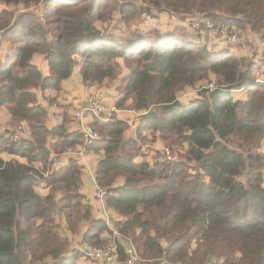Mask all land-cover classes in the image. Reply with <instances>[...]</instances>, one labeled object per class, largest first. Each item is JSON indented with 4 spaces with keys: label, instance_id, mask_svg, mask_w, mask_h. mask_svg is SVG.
<instances>
[{
    "label": "trees",
    "instance_id": "obj_1",
    "mask_svg": "<svg viewBox=\"0 0 264 264\" xmlns=\"http://www.w3.org/2000/svg\"><path fill=\"white\" fill-rule=\"evenodd\" d=\"M0 4L23 7L0 12V36L14 47L0 65V109L16 122H27L31 132L20 142L12 139L14 133L0 138V264H79L82 253L71 251L58 220L64 217L72 233L91 220L80 193L81 170L74 162L53 173L50 168L52 153L59 156L84 137L67 132L68 120L48 130V114L36 91H61L76 68L85 85H103L117 79L120 61L130 74L118 89L117 109L132 101V109L143 113L137 138L125 140L126 124L112 115L107 124H93L101 140L90 148L104 151L96 179L108 191L106 205L124 218L118 233L138 249L140 264H162L164 258L176 264H264V156L258 152L264 141V82L258 77L264 50L258 65L231 52L215 55L209 46L189 41L188 28L166 34L153 29L131 41L97 28L115 13L129 30L156 14L200 12L217 26L257 34L263 47L264 0ZM35 54L45 56L48 77L32 64ZM201 82L206 84L198 89L199 98L182 106L179 94ZM236 91H246L247 99L236 100ZM145 130L167 146L187 144L188 149L174 164L157 162L153 169L135 164ZM50 139L55 142L49 146ZM3 154L27 164L5 162ZM118 178L124 185L112 189ZM41 183L51 187L45 198L37 190ZM106 232L111 233L105 223L93 222L84 240L104 246ZM116 244L124 264V249Z\"/></svg>",
    "mask_w": 264,
    "mask_h": 264
},
{
    "label": "crops",
    "instance_id": "obj_2",
    "mask_svg": "<svg viewBox=\"0 0 264 264\" xmlns=\"http://www.w3.org/2000/svg\"><path fill=\"white\" fill-rule=\"evenodd\" d=\"M4 10H19L20 12H22L23 7L20 6L18 8L15 6H6L4 4H0V12ZM156 16L157 17L155 20L143 19L140 23L133 26L131 29L126 30V28L121 24V14L115 13L113 14V17L110 21L106 23L98 22L97 28L100 29V31H106L108 35L115 36L117 39H126L127 41H131L134 38L141 37L145 33L153 29L159 30L162 34H166L168 32H172L175 28H184L182 25H176L172 23L169 17V13H162L159 15L156 14ZM186 33L188 36L187 39L189 41L192 40L195 43L209 46L211 52H213L215 55L231 52L238 57L250 56L258 65H261L262 63L263 52L261 50L260 52H257L256 55H254V50L249 51L248 49H245V51L242 52H236L228 45V43L224 41H215L214 39V41H212L213 37H211L210 35L203 34L201 35V37H199L189 30ZM259 47L263 49L262 46ZM13 48L14 47L11 45V43H9L8 41H4L2 36H0V65H3L7 62L8 58L13 53ZM32 64L38 68L43 77L49 76V66L45 60V56L35 54L32 59ZM120 64L122 66V71L117 79L106 81L103 85H85L80 78L79 68H76L73 76L62 83L61 91L53 89H49L46 91L37 90L36 95L38 104L45 108L48 114V118L46 120V127L48 128V130H52L63 124L65 120H68V123L66 124L67 132L69 134L80 133L82 135V130L84 127H92L93 124L98 120L93 116H84L82 118H77L76 113L80 109L87 106V102L92 95L102 94L104 97V102L106 101V107L108 108V112L106 115L108 118V122L112 115L116 116L119 121H122L126 124V130L123 138L125 140L136 139L137 127L139 126L143 113L132 109V101H129L126 104V109H117V104L119 100L122 99V95L119 93L118 89L130 74V71L125 68L122 61H120ZM263 75L264 69L262 70V73L258 75L259 81L261 82H264ZM212 78L215 77L211 76V79ZM205 84L206 82H201L194 88H187L185 91L181 92L178 98L180 104L185 107L188 106L190 102L198 99V89ZM187 95H191V97L187 98ZM185 96L186 102H183L181 99ZM234 97L236 100L245 101L247 99V92L236 91L234 92ZM108 122L104 123L107 124ZM0 125V138H2L7 137L8 132L14 133L20 125L22 127L28 128L29 124L27 122L14 121L8 110L6 108H1ZM143 137L145 139V142L141 146V154L135 157L134 163H147L152 167V165H154L155 163L162 162L161 156L166 146L161 141L160 137L157 135H152L149 130L143 131ZM21 138L28 140L29 136L22 135ZM54 142L55 140L50 139L48 145L50 146ZM178 146L181 148L184 155L185 151H187L188 149V145L184 144L182 146ZM261 147L264 148V142ZM262 148L259 150V153L263 154L264 156V150H262ZM69 150L71 151V153L68 152ZM1 157L5 162L15 160L19 163L27 164V161L25 159H20L19 157L14 155L3 154ZM104 158V151H94L90 148L85 149L84 139L82 141V144L76 145L74 148L67 149L59 156H57V154L55 153H52L51 155V173L69 166L71 162H74L78 165L81 170L82 180L80 193L84 197V203L91 208V220L87 223L82 224L77 233H72L68 230L64 217L58 220V223L62 226V232L64 236H66L69 240L71 251H79L81 253L84 243H88L84 240V238L88 233L91 223L98 221L105 223L111 232L102 234L101 239L105 242V247L111 243H116L117 241L118 244L124 249L125 253L126 249L131 245V242L127 238L122 237L117 231V224L123 222L124 218L120 216L114 209L108 207L105 200H102L98 197L99 189L103 188L98 186L96 174L98 166L100 162L104 160ZM54 163L58 164V168L53 167ZM124 183V178H118L113 184L112 189L122 187ZM37 190L38 193L45 198L49 195L51 187H48L46 183H41ZM104 190L108 192L107 189ZM59 198H61V195L58 196V199ZM139 232L140 231L137 230L136 234H138ZM92 246L97 248L104 247H98L94 245ZM162 247H167V243L165 241L162 242ZM78 262L79 264H101L98 262L85 260L82 257H80V260Z\"/></svg>",
    "mask_w": 264,
    "mask_h": 264
},
{
    "label": "built area",
    "instance_id": "obj_3",
    "mask_svg": "<svg viewBox=\"0 0 264 264\" xmlns=\"http://www.w3.org/2000/svg\"><path fill=\"white\" fill-rule=\"evenodd\" d=\"M170 20L176 25H182L184 28H188L193 34L204 33L213 37L217 41H228L231 40L235 45L244 44L245 33L240 30L232 31L229 26H217L215 23L210 21L206 15L196 12L190 16H180L174 13L169 14ZM249 35L250 34H246ZM229 43V42H228ZM231 44V43H229ZM233 47L235 45L231 44ZM210 88H214V84L210 85ZM84 116H93L99 121L108 122V118L105 115V106L100 94L92 95L87 106L80 109L76 113L77 118H82ZM22 135L30 136L31 132L28 128L19 127L14 132L12 139L15 142H20L24 139L21 138ZM83 139L85 140V149L91 148V146L101 140L100 135L94 131L92 127L86 126L82 130ZM71 153V151H68ZM180 159L179 152L174 153L172 150L162 152L161 161L165 163L174 164ZM154 165H152V169ZM54 168H58V164H53ZM107 192L104 189H99L98 197L102 200L105 199ZM82 257L85 260L98 262L101 264H119L121 261V255L118 251V246L116 243H111L106 247L97 248L84 243L83 249L81 251ZM143 261L136 250L134 245H131L125 251V262L124 264H140ZM162 264H175L173 262H168L165 258Z\"/></svg>",
    "mask_w": 264,
    "mask_h": 264
},
{
    "label": "rangeland",
    "instance_id": "obj_4",
    "mask_svg": "<svg viewBox=\"0 0 264 264\" xmlns=\"http://www.w3.org/2000/svg\"><path fill=\"white\" fill-rule=\"evenodd\" d=\"M38 15L40 16V17H42V15H41V10H38ZM154 24H155V22H154ZM256 36H257V34H251L250 36L249 35H245V37H244V39H243V41H244V46H241V45H235L231 40H228V41H226V43H231V44H233V45H235V47H233L231 44H229L228 43V45L229 46H231V48L232 49H234L236 52H242V51H245V49H248L249 51H252V50H254V55H256L257 54V52H260V50L262 51V50H264V43H263V49H261L259 46H261V43H260V40L258 39V38H256ZM258 37H260V36H258ZM211 38V37H210ZM212 41H214L213 40V38H212ZM215 41H217V40H215ZM220 43H222V42H220ZM249 43H251V44H249ZM249 44V45H248ZM254 44V45H253ZM242 58H249V59H252L250 56H244V57H242ZM264 76V75H263ZM215 77V76H214ZM212 79H216V77L215 78H212ZM213 81V80H212ZM214 83V82H213ZM215 85V84H214ZM101 96H102V99H103V102H104V97H103V95L102 94H100ZM188 97L187 98H190L191 97V95H187ZM183 102H186V96L185 97H183L182 99H181ZM106 102V101H105ZM105 102H104V106H105V115H107V112H108V108L106 107V104H105ZM19 126V125H18ZM19 127H22L21 125L19 126ZM18 127V128H19ZM264 142V141H263ZM263 142H262V144H263ZM262 144H261V146H262ZM166 147L164 148V152H166V151H169V149L170 150H172L174 153H177V152H179V157H181L182 155H183V153H182V150H181V148L178 146V145H172V146H167V145H165ZM259 147V149H258V152H259V150L262 148V147ZM262 150H264V148H262ZM263 164H264V162H263ZM264 166V165H263ZM263 173H264V167H263ZM107 195V194H106ZM87 244H89V243H87ZM90 245V244H89ZM101 248H103V247H101ZM137 251H138V249H136ZM174 263V262H173ZM214 263V262H213ZM212 263V264H213ZM176 264V263H175Z\"/></svg>",
    "mask_w": 264,
    "mask_h": 264
}]
</instances>
